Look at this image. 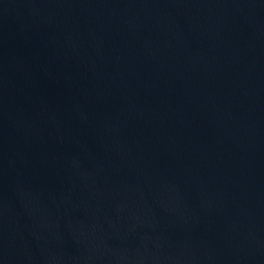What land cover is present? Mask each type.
<instances>
[{"label": "water", "instance_id": "obj_1", "mask_svg": "<svg viewBox=\"0 0 264 264\" xmlns=\"http://www.w3.org/2000/svg\"><path fill=\"white\" fill-rule=\"evenodd\" d=\"M0 264H264V0H0Z\"/></svg>", "mask_w": 264, "mask_h": 264}]
</instances>
